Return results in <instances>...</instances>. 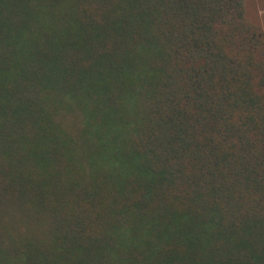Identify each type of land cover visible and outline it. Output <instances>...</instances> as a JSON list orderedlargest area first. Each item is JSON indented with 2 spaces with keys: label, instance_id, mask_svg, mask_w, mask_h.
Listing matches in <instances>:
<instances>
[{
  "label": "trees",
  "instance_id": "16d2710c",
  "mask_svg": "<svg viewBox=\"0 0 264 264\" xmlns=\"http://www.w3.org/2000/svg\"><path fill=\"white\" fill-rule=\"evenodd\" d=\"M250 1L0 0V264H264Z\"/></svg>",
  "mask_w": 264,
  "mask_h": 264
},
{
  "label": "rangeland",
  "instance_id": "374dc122",
  "mask_svg": "<svg viewBox=\"0 0 264 264\" xmlns=\"http://www.w3.org/2000/svg\"><path fill=\"white\" fill-rule=\"evenodd\" d=\"M248 13L250 19L260 16L264 20V0H251L248 3Z\"/></svg>",
  "mask_w": 264,
  "mask_h": 264
}]
</instances>
